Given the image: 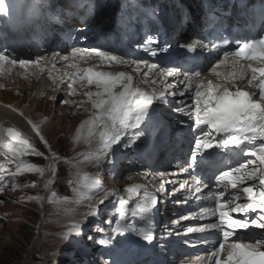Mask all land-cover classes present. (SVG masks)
I'll return each instance as SVG.
<instances>
[{
  "label": "snow or ice",
  "instance_id": "obj_1",
  "mask_svg": "<svg viewBox=\"0 0 264 264\" xmlns=\"http://www.w3.org/2000/svg\"><path fill=\"white\" fill-rule=\"evenodd\" d=\"M8 11L6 0H0V14H7ZM228 42L227 39L224 40L225 44ZM212 46L218 47L215 42H212ZM137 47L151 56H156L158 52H167L170 45L160 46L156 37L148 36ZM180 47L187 53H196L197 48L205 45L202 41H196ZM93 58L98 59V65L80 66L81 61L87 63ZM57 60L66 62L75 70L63 74L69 78L66 83L69 90L67 94L86 98L71 103L77 108L85 103L91 105L89 118L78 127L73 142L79 143L82 130L87 125V142L91 145L95 141V147L84 154L83 161L78 158H73L75 163L73 160H65V163L77 170L76 176H79L80 165L85 162L91 163L97 169L111 165L108 171L116 175L118 150L137 144L145 135V129L159 118V107L170 104L169 96L184 97L188 93L189 100L177 101V106L172 107V111L187 117L191 122L188 129L194 144L190 148L188 167L183 171H188L189 168H200L201 171L199 177L193 176L191 185L181 184L176 191L185 189L189 193H198L196 199L211 201L213 205L200 210L199 218L207 220V223L187 228L189 233H208L216 237L206 257L198 258L200 264H264V34L236 39L234 48L225 50L223 58L210 61L211 73L217 78L215 82L212 79H201L199 70L180 73L178 69H160L161 76L184 77L179 81L184 85L183 90L171 92L167 90V85L164 90L146 92L135 86L134 76L129 72L97 70L103 64L135 66L134 71L138 75L142 73L144 83H157L156 80L149 79L148 74L159 69V65L149 64L146 60H125L123 56L100 48L72 47L68 55L53 52L51 57L37 55L35 59H21L10 53L5 46L0 48V76L16 66L25 70L40 69L43 72L49 63L55 67L54 62ZM223 65H228L231 69L226 74L217 71ZM141 66L148 71H142ZM48 75L53 78L51 72ZM74 85H79V90ZM93 87L95 90H92ZM63 103L70 102L64 100ZM28 123L47 149V155L39 151L17 128L0 125V157L5 156L3 149H6L11 155V160L7 162L15 166V170L11 171L5 162L0 161V173H7L6 176L0 175V193L5 191L7 181L12 182L13 190L20 187L16 180L25 172H35L41 177L47 172L49 177L45 179L43 187L46 191H51L58 174L56 164L61 157L52 150L47 139L40 133L39 126L31 120ZM178 123L182 125L185 121L180 120ZM30 155L42 157L48 163L46 166H39L22 159ZM205 165L212 168L209 176L204 175ZM98 176L99 172L84 177L89 188L86 197L89 201L96 192L105 188ZM159 176L162 178L160 190L163 192L166 182L163 178L167 173L160 172ZM31 187L38 185L33 182ZM202 189H208L207 193ZM73 190L77 192L76 188ZM125 191L134 200L132 207L115 191H105L104 197L88 204L83 220L72 222L62 238L67 240L73 235L82 236L83 222L100 215L99 206L105 204L109 197H113L117 210L114 219H109L108 223L114 236L135 232L151 243L154 237L150 231L136 229L127 221L129 217H141L150 224L159 197L142 185L127 187ZM81 195L77 192L76 203L82 202L79 198ZM55 197L56 193L52 192L47 198L48 202H53ZM63 199L66 201L68 198ZM28 200L42 204L45 197L37 194L28 197ZM0 203L3 201L0 200ZM98 231L102 232L103 229ZM88 239L99 245L110 243V239L105 238L96 240L89 236ZM201 239L208 243L206 237Z\"/></svg>",
  "mask_w": 264,
  "mask_h": 264
},
{
  "label": "rangeland",
  "instance_id": "obj_2",
  "mask_svg": "<svg viewBox=\"0 0 264 264\" xmlns=\"http://www.w3.org/2000/svg\"><path fill=\"white\" fill-rule=\"evenodd\" d=\"M12 70L6 72L7 74L0 78V105L12 110L20 120L25 122L28 129L31 130V135L27 137L39 151L47 155V149L28 123L29 120H33L30 117L31 110L36 111L37 117H34L37 122L34 123L39 126L40 133L47 139L52 150L58 153L61 159L56 164L58 174L51 186V191H46L43 187L45 179L49 177L47 172L44 177L35 172L23 173L16 180L20 187L15 190L12 188L11 181L6 182L5 191L0 193V200L3 201V203H0V264H74L70 254L73 252L74 256L80 255L74 242L76 235L67 240L62 238V234L71 223L82 221L83 214L88 211V204L90 202L95 203L98 200L97 198L105 194V191L117 192L120 189L123 190V187L128 184H139V182L146 181L144 176L147 178L148 174L142 172L141 174L144 176L131 180L129 178L131 174L140 173L139 171L143 170L126 169L120 179L109 176L106 168L97 169L91 163L85 162L80 165L79 176H76L77 170L72 165L65 163V160H73V163H75L73 158H78L83 161L84 154H87L90 148L95 147V141L91 145L87 142V125L81 133L79 143L73 142L78 127L89 118L91 105L83 104L77 108L71 103L75 101V98L80 101L85 97L82 95H68L66 87L68 81L61 82V80L55 79L56 86L59 88L54 87V90H50L40 85L42 81L35 80L32 77L24 82L25 80L21 77H25L27 72L20 74L21 70H19L12 74ZM132 70L134 69H129V71ZM138 84L147 87L142 80H139ZM64 100H68L70 103L65 104L63 103ZM23 105L25 106L24 109L22 108ZM49 119L50 123L46 124ZM2 126L15 127L11 122H6ZM4 158H8L10 161L11 155L5 151V156L0 157V161ZM22 158L39 166H46L48 163L42 157L30 155ZM5 163L9 170H15L14 165L7 161ZM97 172H99L97 178L104 184L105 188L103 191L96 192L89 201L86 198L89 188L84 177L95 175ZM70 181H73V183L70 184ZM33 182L38 187H31ZM26 184L29 186L24 187L23 185ZM74 188L82 194L79 197L82 200L81 203H76L78 196L77 192H74ZM52 192L56 193V197L53 202L49 203L47 198ZM37 194L45 197L42 204L34 200H28V197ZM65 197L68 198L66 201L63 199ZM111 213L112 210H109V216ZM79 217L80 219L77 220ZM90 221L92 220L88 222ZM85 226H88L87 221L83 222V229ZM101 228L103 229L104 225L95 222L90 235L94 236L96 240L103 238L101 232L98 231ZM107 232H110V227L107 228ZM93 246L95 247L93 250L94 257H90L91 260L88 261V264H108V258L116 252L113 240L107 245H99L93 241Z\"/></svg>",
  "mask_w": 264,
  "mask_h": 264
},
{
  "label": "bare ground",
  "instance_id": "obj_3",
  "mask_svg": "<svg viewBox=\"0 0 264 264\" xmlns=\"http://www.w3.org/2000/svg\"><path fill=\"white\" fill-rule=\"evenodd\" d=\"M120 2L122 1V0H119ZM42 54V53H41ZM52 55V54H51ZM51 55H43V56H46V57H51ZM96 59V58H95ZM125 60H127V59H125ZM129 61H131V60H129ZM61 62H63V61H59V60H57V61H55L54 63H55V67H52L51 66V63H49V65L47 66V68L45 69V71H43V72H41L40 71V69H32V68H29V69H27V70H25V69H21V68H19L18 66H16V67H14V68H12L11 70H12V74H14V73H16V72H18L19 70H21V72H20V74L22 73V72H24V73H26L27 72V74H26V76L25 77H21V79H23V80H25L24 82H26V79H30L31 77L32 78H34L35 80H40V81H42V83L40 84V85H43V86H45L46 88H49L50 90H54V87H57L56 86V84H57V82L55 81V79H59V80H62V81H68L69 82V78H68V76H64L63 74L65 73V72H68V73H71V72H74L75 70L74 69H71L68 65H67V63L65 64L66 66H62L60 63ZM87 63H90V64H87V67L88 66H92V65H96L97 63L99 64V61H98V59H96V60H90L89 62H87ZM42 64H43V62H42ZM86 64V63H85ZM84 62L83 61H81L80 62V66L81 67H83L84 65ZM86 66V65H85ZM134 67L135 66H127V65H115V64H113V65H108V64H103V65H100L99 66V68H97V70H102V71H111V72H121V71H123V72H129V73H131L133 76H134V84H135V86H137V87H139V88H141V89H143L144 91H146V92H152L154 89L156 90V91H160V90H164L165 89V86L167 85V90L169 91V92H171V91H173V90H183V88L180 86V85H178L179 83H178V80H176L174 77H164V76H161L160 74H159V71L158 70H152L151 72H149V74H148V78L149 79H151V80H156L157 81V83L155 84V85H153V84H151V83H144L143 81H144V77H143V75H142V73L141 74H137L134 70H132V71H129V69H134ZM142 67V71H144V72H146V71H148V69L147 68H144L143 66H141ZM231 69H230V67L228 66V65H224V67H222V68H219L218 69V71H220V72H222V73H227L228 71H230ZM48 72H51L52 73V77L53 78H49V75H48ZM7 73H5L3 76H0V78H3L5 75H6ZM19 74V75H20ZM142 80V82H143V84H146L147 85V87L145 88V87H142V86H140L139 84H138V82H139V80ZM208 79H212L214 82L217 80V78L215 77V76H212V75H210L209 76V78ZM28 81V80H27ZM39 81V82H40ZM55 81V82H54ZM160 81H161V83H160ZM55 84V85H54ZM159 84V85H158ZM39 85V86H40ZM156 85H158V86H156ZM74 87H76V88H78V90H79V85H74ZM44 88V87H43ZM57 88H59V87H57ZM157 88H158V90H157ZM92 90H95L94 89V87L92 88ZM67 91H69L68 89H67ZM82 91V90H81ZM76 96H79V95H76ZM171 97H173V96H171ZM177 96H175V97H173V98H176ZM188 97H183L182 99L183 100H185V99H187ZM83 100H86V98L85 99H83ZM83 100H81L80 99V101H83ZM75 101H77V102H79L78 101V99L77 98H75ZM9 103V102H8ZM85 104H87V103H85ZM175 106V105H174ZM19 107V106H18ZM161 107H162V109L165 111V110H168L165 106H160L159 107V110H161ZM22 108L24 109L25 108V106L23 105L22 106ZM21 109V108H20ZM27 109V108H26ZM35 112L36 111H34V110H31V118L33 119L32 120V122L34 123V122H37V120H36V118L34 117V116H36L37 117V115L35 114ZM161 112H163L162 110H161ZM167 112V111H166ZM168 114L169 115H172V114H175V112H173L171 109H169L168 110ZM179 115V116H178ZM177 118L179 119L180 118V114H177ZM182 119H185V120H187V118L186 117H183V116H181V120ZM6 122H11L15 127H18V129H20V130H22L23 131V133L26 135V136H30L31 135V130L30 129H28V127H27V125L25 124V122H23L22 120H20V118L12 111V110H9L8 108H6L4 105H0V125H4ZM48 123H50V119L47 121V123L46 124H48ZM150 126V125H149ZM149 126L146 128L147 130H149L150 128H149ZM87 127V126H86ZM86 127H85V129H86ZM84 129V130H85ZM84 130H82V131H84ZM191 133L189 132V129H186V128H184L183 129V134H182V136H184L185 138L188 136V135H190ZM192 135V134H191ZM138 142H141V140H138L137 141V144L135 145L137 148H138V145H139V143ZM127 153H129V151L127 152ZM136 153V152H135ZM138 153V155L137 156H140V153L139 152H137ZM132 156V155H131ZM155 166V165H154ZM153 166V167H154ZM149 169H152V162H151V167L149 168ZM164 169V168H163ZM168 172V171H167ZM142 175L143 174H141V173H135V174H131L130 175V179L131 180H135V179H139L140 177H142ZM178 175V172L177 171H175V169H173L172 170V172H170L169 174L167 173V176H169V177H171L172 179L170 180V182H169V184L170 185H176V184H178V183H180L181 181H184V179H181L180 177H178L177 176ZM144 176V175H143ZM145 177V176H144ZM140 184V183H139ZM127 188V187H126ZM127 192V191H126ZM125 192V193H126ZM125 196L127 197L128 195H127V193L125 194ZM102 197H104V195L103 196H101V197H99V199H101ZM112 198L113 197H109V199L107 200V201H105V204H106V202L107 203H109V201H111L112 200ZM98 199V198H97ZM186 203V202H185ZM105 204H103V205H100L99 207H100V209H101V211H102V208H104L105 209ZM112 205V204H111ZM109 206H110V204H109ZM168 211H170L169 210V208H168ZM112 214V213H111ZM80 219V217L77 219V220H79ZM93 219H95V218H89L88 220H87V222L89 221V220H93ZM129 221H132V222H136L137 221V218H134V217H129ZM208 222V221H207ZM200 225H203V224H199L198 226H200ZM9 237V236H8ZM12 238L10 237V240H11ZM42 243V242H41ZM46 244V243H45ZM42 245V244H41ZM47 246H49V245H47ZM35 247V246H34ZM46 247V246H45ZM50 247V246H49ZM47 248V247H46ZM22 249V248H21ZM49 249V248H48ZM34 250V249H33ZM51 250V249H50ZM26 251V250H25ZM49 251V250H48Z\"/></svg>",
  "mask_w": 264,
  "mask_h": 264
}]
</instances>
